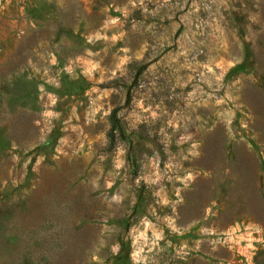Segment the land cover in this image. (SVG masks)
<instances>
[{
    "label": "rangeland",
    "instance_id": "1",
    "mask_svg": "<svg viewBox=\"0 0 264 264\" xmlns=\"http://www.w3.org/2000/svg\"><path fill=\"white\" fill-rule=\"evenodd\" d=\"M0 264H264V0H0Z\"/></svg>",
    "mask_w": 264,
    "mask_h": 264
},
{
    "label": "trees",
    "instance_id": "2",
    "mask_svg": "<svg viewBox=\"0 0 264 264\" xmlns=\"http://www.w3.org/2000/svg\"><path fill=\"white\" fill-rule=\"evenodd\" d=\"M118 108H114L109 116L110 127L106 133V151L111 152L116 147V144L123 140L124 136L118 122Z\"/></svg>",
    "mask_w": 264,
    "mask_h": 264
}]
</instances>
